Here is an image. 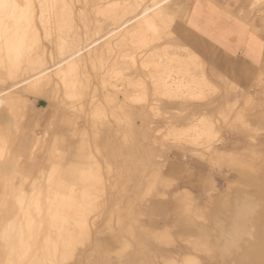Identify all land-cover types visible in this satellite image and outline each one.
Segmentation results:
<instances>
[{
  "label": "bare ground",
  "instance_id": "bare-ground-1",
  "mask_svg": "<svg viewBox=\"0 0 264 264\" xmlns=\"http://www.w3.org/2000/svg\"><path fill=\"white\" fill-rule=\"evenodd\" d=\"M205 2L192 38L208 43L214 31L236 46L228 32L236 16L216 0ZM171 3L0 0V264H264V180L257 172L264 171V150L256 148L259 167L257 159L244 164L249 187L228 186L218 210H202L191 191L172 200L156 189L167 167L152 122L159 104L194 109V120L178 117L167 134L173 145L207 155L209 168L228 147L214 99L235 112L241 88L228 77L250 74L246 57L224 46L229 55L217 51L213 67L199 60L186 37L176 36L184 22H175ZM90 26L95 34L111 28L90 41ZM30 97L44 98L52 118L23 153ZM236 120L232 128L255 147L258 129L246 131ZM206 179L211 202L212 174ZM141 217L151 218L147 235L158 250L172 252L151 253L138 233Z\"/></svg>",
  "mask_w": 264,
  "mask_h": 264
},
{
  "label": "rangeland",
  "instance_id": "rangeland-1",
  "mask_svg": "<svg viewBox=\"0 0 264 264\" xmlns=\"http://www.w3.org/2000/svg\"><path fill=\"white\" fill-rule=\"evenodd\" d=\"M171 1H172L171 5L172 6L174 5L173 9L175 10V22H179V21L182 23L184 22L183 32H181V34H178L176 36L186 37L185 38L186 46H188V48L191 49L195 53V55L197 54L196 56H198L197 58L199 60L204 61L207 65L213 67L211 63L217 61V57H216L218 56L217 51L221 53L220 55H226V54L229 55L228 53H226V51L223 48H221L224 46L233 49L234 56L232 55L230 56L241 59H245L246 57L248 61V62L246 61V64H249V69H250V74L248 75V78L246 80L237 81L235 80V78L233 79L231 77H228L233 82L234 86H237L238 89L241 88V90L239 89L241 92L237 94V97L235 99H233V101L238 100L237 101L238 106L236 104V106L234 107L235 112L233 111L231 112L230 110L227 111L226 103L224 101H220L219 97H216L214 99L213 103L216 102L217 105L215 107L216 112L215 114H213V118L215 119V121H217L220 135L225 140H227L228 147L226 148L225 152H221L219 154V159L217 160L219 163L215 165L213 164L209 168L207 167L208 164L204 161V157H207V155L203 156L201 154L202 155L201 156L200 154H193L191 152L192 149L189 147L182 146L180 144L173 145L171 141L172 135L170 136L169 134H167L170 128L174 126L175 127L179 126L180 122L178 121V117L185 118L186 121L191 118L194 120V118L197 117L198 115H196L193 108L189 106L181 109V107H178V105H175L173 107H166L165 105L159 104L160 105L159 108L161 110L159 115L152 117V122H155L153 123V127H155L156 129L155 136H157L156 137L157 144L161 147L163 151L162 154L167 158L165 162L167 167H165L161 172V176L159 177L156 184V189L160 193H167L168 195L167 197H170V199L172 200L174 199L175 195L178 194L187 195L185 190L191 191L192 194L190 196L196 195L197 203L202 208V210L210 212L212 208L211 204H213L217 210L220 209L221 197L228 186H230L232 190L235 191L237 190L236 192H240L239 190L241 188L249 187L247 186V182H244L247 178L249 179L250 177V175L247 174L246 171H244L245 170L244 164L250 162L252 159H257L256 161H254V164L257 165V167H259L260 164L263 163L261 160L263 159V156L259 157L257 153L259 150H264V130H263L264 129V117H263L264 115V28H263L264 0H261L260 2L259 0H228V1L219 0L222 3L226 1L229 4L232 12L234 13L233 15H235L238 18V19L236 18L235 26L237 27L235 28V31L230 32L231 36L238 38L235 42L236 46L234 45L231 46L232 43H230V41L228 40L224 41L223 39H221L220 42H214V39L211 38L209 39L208 43H203L192 38L191 33L192 31L197 30V27L195 28V26L194 27L188 26V23L189 21H192L194 16L197 17L202 13L204 7L203 2L206 1L208 3L207 4L208 6L210 4L209 2L210 0H204V1L203 0H197V1L171 0ZM173 26H175V24ZM91 27L92 26L88 27L90 30L89 31L90 35L94 34L96 36L94 37L93 35L90 41H93L96 38L98 39L99 37L104 35L108 31V29L111 28V27L107 28L106 31L103 33L99 32L95 34L92 33L95 31L94 28ZM81 31L83 33L85 32L83 28ZM196 41L198 44H196ZM245 54H247V56H245ZM251 59H254V63L256 66L250 64L249 60ZM209 72L210 71H208V76L212 77V75ZM20 86L21 85L17 87ZM246 94L249 96H247ZM30 99L31 100L29 103H32V105L30 112L28 114L29 117L26 118L24 124L26 137L21 142V150L23 153L25 152V150H27L30 147V144L34 138V134H35L34 131H36L40 135V137H43L44 132L46 130L45 128L47 127L46 125L52 118L51 117L52 108L48 105V103L44 98L43 99L39 98L38 102L35 103H33V99H34L33 97H30ZM246 101H248V103L251 101L254 102L247 104L248 106L250 105L252 107L250 106L248 107L246 105ZM231 107H233V104ZM253 107H255L254 110H249L245 113H242V111H244L245 108H253ZM235 118L238 119V125L242 126L243 122L245 124L247 123L245 125V128H243L246 131L252 128L258 129L257 132L258 135H260L258 141L259 143H256L255 147L249 146L250 137L244 138L243 133L246 132L243 131L241 132L235 128H232L231 126L232 123L237 121ZM80 123H81L80 126L82 128L85 127L86 125L85 120L82 121L80 120ZM236 123L237 122H235V124ZM236 135L241 137L242 142H244L245 145L247 144V147L240 148L238 146V142L240 140L234 137ZM68 138L72 140L77 139V137H72L70 135H68ZM219 145L220 144L218 143V146ZM256 148L259 150H257ZM194 149L196 151L201 152L200 147ZM231 152H235L233 157H231L230 154ZM231 160L233 161L231 162ZM257 170H258L257 172L259 173L258 179L260 181H263L264 171L261 169H257ZM208 173H211L213 178L212 184L214 189V195L211 200L212 203L208 200L207 192H204L205 188H203V184L207 180L206 178H208ZM161 180L168 182L172 181L174 183L172 185L171 182L172 186L171 188L170 187L168 188L166 187V184L168 182H164V181L162 182ZM156 220L159 221L164 220V217H159ZM150 224H151V218L141 217L138 225V233L142 241L145 243V245L151 250V253L156 254L158 252L159 253L161 252L160 255L163 256L165 253L172 252V249L166 247H162L163 249L159 251L157 245L153 244V241L147 235V231L150 230ZM105 233H106V229L103 231V235Z\"/></svg>",
  "mask_w": 264,
  "mask_h": 264
},
{
  "label": "crops",
  "instance_id": "crops-1",
  "mask_svg": "<svg viewBox=\"0 0 264 264\" xmlns=\"http://www.w3.org/2000/svg\"><path fill=\"white\" fill-rule=\"evenodd\" d=\"M217 2H219V4L220 5H222V6H224L226 9H227V13H231V14H234L233 12H232V10L230 9V6H229V4L226 2V1H224L223 3L222 2H220L219 0H216ZM228 1V0H227ZM229 13V14H230ZM231 17H233V16H231ZM235 18H237V17H235ZM202 17L200 18V15L199 16H197V17H195L194 16V18H193V20L192 21H189V23H188V26H195V28L196 27H200L201 26V21H202ZM201 20V21H200ZM199 21V22H198ZM199 23V24H198ZM236 25V24H235ZM233 26L232 25V27H230V30H228V32L230 33V32H234L235 31V28L237 27V26ZM212 33H214V35H215V37L213 38L214 39V42H220V40L222 39L221 38V36H220V34L219 33H216V32H214V31H211ZM251 60H253V61H251ZM251 60H249V62H250V64H252V65H255V63H254V59H251ZM256 66V65H255Z\"/></svg>",
  "mask_w": 264,
  "mask_h": 264
}]
</instances>
